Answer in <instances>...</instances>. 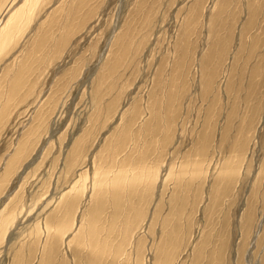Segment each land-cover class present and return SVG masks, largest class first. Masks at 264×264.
Wrapping results in <instances>:
<instances>
[{
    "label": "rangeland",
    "instance_id": "374dc122",
    "mask_svg": "<svg viewBox=\"0 0 264 264\" xmlns=\"http://www.w3.org/2000/svg\"><path fill=\"white\" fill-rule=\"evenodd\" d=\"M1 18L0 264H264V0Z\"/></svg>",
    "mask_w": 264,
    "mask_h": 264
},
{
    "label": "bare ground",
    "instance_id": "6f19581e",
    "mask_svg": "<svg viewBox=\"0 0 264 264\" xmlns=\"http://www.w3.org/2000/svg\"><path fill=\"white\" fill-rule=\"evenodd\" d=\"M12 7V6H11ZM7 9V8H6ZM12 11V10H11ZM8 15H11L10 14V12H9V14ZM8 15H7V17H8ZM5 16V15H4ZM5 18H6V16H5ZM10 19V18H9ZM9 19L7 20V19H4V20H2V18H1V20H0V29H1V27H2V25H5V24H7L8 22H9ZM3 21V22H2Z\"/></svg>",
    "mask_w": 264,
    "mask_h": 264
}]
</instances>
